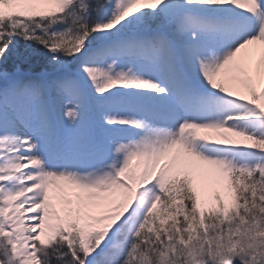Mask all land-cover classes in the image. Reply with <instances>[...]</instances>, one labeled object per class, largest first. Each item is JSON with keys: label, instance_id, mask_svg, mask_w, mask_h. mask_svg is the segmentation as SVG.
<instances>
[{"label": "snow or ice", "instance_id": "1", "mask_svg": "<svg viewBox=\"0 0 264 264\" xmlns=\"http://www.w3.org/2000/svg\"><path fill=\"white\" fill-rule=\"evenodd\" d=\"M0 264H264V0H0Z\"/></svg>", "mask_w": 264, "mask_h": 264}]
</instances>
